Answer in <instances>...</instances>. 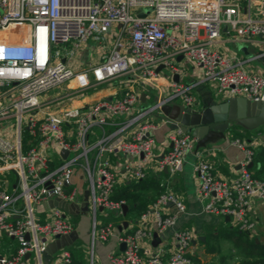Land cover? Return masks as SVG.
Listing matches in <instances>:
<instances>
[{
	"label": "built area",
	"instance_id": "built-area-1",
	"mask_svg": "<svg viewBox=\"0 0 264 264\" xmlns=\"http://www.w3.org/2000/svg\"><path fill=\"white\" fill-rule=\"evenodd\" d=\"M223 25L239 37L257 36L264 53V0H0V249L4 236L15 240L11 252L0 251V264H44L43 251L56 235L70 236L72 218L84 213L91 220L86 264H96L94 241L115 230L98 213H121L125 204L112 197L117 182L141 179L150 166L171 176L191 152L201 210L229 216L238 230H255L252 198L264 203V177L248 170L251 144L230 140L243 157L235 176L221 178L202 150L193 151L192 134L177 126L152 161L155 114L171 100L194 101L190 85L176 81L152 104L140 98L145 85L160 82V66L178 74L173 60L182 56L217 95L264 99V72L214 48ZM91 40L100 53L83 63L79 53ZM113 82L117 96L74 104ZM184 208L165 187L131 229L117 233L124 246L107 253L109 263L194 264L193 230L176 224ZM167 229L174 245L164 258V245L152 240ZM70 261L58 245L47 264Z\"/></svg>",
	"mask_w": 264,
	"mask_h": 264
},
{
	"label": "crops",
	"instance_id": "crops-1",
	"mask_svg": "<svg viewBox=\"0 0 264 264\" xmlns=\"http://www.w3.org/2000/svg\"><path fill=\"white\" fill-rule=\"evenodd\" d=\"M242 5L241 13H245L246 8L244 3ZM213 46L215 49L221 51L224 54H235L245 66L264 72V65L255 58V55L259 52L260 48H262V42L257 36L247 38L239 37L233 33L231 34L225 32V25H223L220 36L213 42ZM99 53V46L96 42L91 40L81 49L79 53V60L83 63L95 61L97 60ZM173 63L178 68L177 80L173 78V74L171 75L167 68L160 66L159 72L162 77L157 86L145 85L144 87V91H146L142 99L144 100V104H152L158 95L162 96L170 92L172 88L171 82L173 81L190 85V94L193 97L194 103H196V105H194L196 108L211 101H220L225 99L215 93L213 83L201 80L200 68L197 65L182 56L175 58ZM120 91L121 89L115 82L108 83L107 85H103L100 89L75 101L74 104L80 105L83 103H89L94 99L104 96H117ZM176 100L180 101L179 98ZM168 104L169 102L164 105ZM171 110H175V107H172ZM153 118L157 122V128L153 129L151 132L154 138L152 161H156V159H159L162 153L166 151L170 145V141L168 139L170 121L164 122V119L168 118L164 112H161L157 115L155 114ZM254 129H250L252 131H250L248 137H242L241 139L250 143L253 148H264V132L262 128L258 131H255ZM224 135L225 136L223 138L214 139L197 150H202L207 155V157L212 160L214 163V172L217 177L231 178L238 173L240 167L239 162L242 159L243 154L237 146L231 144L230 140L232 137L228 130L225 131ZM194 158L195 157L192 152L188 153L181 169L171 176H169L167 171H164L163 169L157 170L153 166L148 167L146 173H156L160 177L164 187L169 188L181 199L185 208L178 214L176 224L177 226H186L193 230L195 241L192 244L191 253H196L200 257L210 259L215 254L205 251L204 241L206 239V235L209 232H216L217 229L226 231L228 227L233 228V225L230 222V219H226L225 216L205 213L201 210V203L196 193L197 178L193 169ZM258 167H260V163L256 164V168ZM259 176H264V174ZM123 181L129 182L130 180L120 179L117 184ZM252 201V215L256 221V228L251 233V235H254L256 240H264V203L255 197L252 198ZM167 210H174V206L172 204L167 205ZM121 213L125 214L126 212L123 213L122 211ZM102 215L103 214H101V217L104 222H111L105 218L106 215ZM123 220L127 221V225L126 227H122L121 230H127L134 226L137 218H123L119 222H111L115 226V230L107 240L100 241L98 243L97 252L95 251L97 258L96 264H110L107 259V253L109 251H119L122 249L121 242L117 240V233L121 231L118 229V225L121 224ZM201 236L204 237L203 240L200 239ZM70 238L71 239H68V241L69 243H72L71 245H73L76 240L74 241V237L72 235ZM12 240V238H9L6 241L12 242ZM72 240L74 242H72ZM158 241L161 242L165 247V253L163 256L166 258L173 249L174 245L172 242V230H165L162 235L159 236ZM86 257L87 248L84 249L83 247L82 256H80L78 259V263L86 264Z\"/></svg>",
	"mask_w": 264,
	"mask_h": 264
},
{
	"label": "trees",
	"instance_id": "trees-1",
	"mask_svg": "<svg viewBox=\"0 0 264 264\" xmlns=\"http://www.w3.org/2000/svg\"><path fill=\"white\" fill-rule=\"evenodd\" d=\"M263 126L264 124L256 127L254 130L258 131L263 128ZM227 130L230 132L232 138L238 137L240 139L242 137H248L250 131H252L237 123L231 124ZM257 163H260V167L258 168H256ZM248 170L253 176L260 178L264 177L259 176L264 174L263 147L253 148L251 165L248 166ZM164 189L165 187L156 173H146L143 178L138 180H130L129 182L123 181L115 185L112 197L114 199H123L128 209L125 214L113 211H109L107 213L111 214V218L114 222H119L123 218H138L139 214L147 207V205L152 202ZM220 230L222 229H218V232H220ZM223 232L231 239L230 241L233 243V248H235L239 253V258L232 260V254H229L228 256L220 252V246L214 241L217 233L209 232L204 241L205 251L215 255L210 259H207L200 257L196 253H191L190 256L193 259L194 264H264V240H256L254 235H251L243 230H238L235 226H233V228L228 227L226 231ZM9 238L11 237H3V245L0 249L1 252H11L13 250L15 240L12 238L14 242L13 240L12 242H7L6 240ZM71 244L68 242L67 246H65L71 255V261L66 264H79L78 259L82 256V250H78L77 248V250H75V248H73L74 246ZM217 256L218 258L216 261L212 262Z\"/></svg>",
	"mask_w": 264,
	"mask_h": 264
},
{
	"label": "water",
	"instance_id": "water-1",
	"mask_svg": "<svg viewBox=\"0 0 264 264\" xmlns=\"http://www.w3.org/2000/svg\"><path fill=\"white\" fill-rule=\"evenodd\" d=\"M255 58L264 65V53L256 54ZM177 77L178 74H173L175 80H177ZM143 96L144 93L141 94L140 98L143 99ZM194 105L196 103L188 105L178 100H171L168 105L162 106V111L170 119V128L179 126L183 131L190 132L196 139L194 151L214 139L223 138L225 131L233 123L240 124L247 129H254L264 124V99L250 100L245 96L237 95L229 96L220 101H211L197 108ZM172 107H175V110H171ZM63 153L66 154V150H63ZM250 165L251 162L248 166ZM163 170L167 171L166 168H163ZM58 201V198H56V204L65 206L64 202ZM121 207L123 213H125L127 205L123 204ZM225 218L229 219V216L226 215ZM126 225L127 221L123 220L118 225V229L121 230ZM72 235H74V232ZM56 238L58 239L59 236L56 235ZM200 239L203 240L204 237L201 236ZM157 241L158 238L154 235L153 244ZM57 246L56 241L51 242L48 248L43 251L44 264H47L51 253L56 250ZM123 246L124 243L121 242V247L123 248Z\"/></svg>",
	"mask_w": 264,
	"mask_h": 264
},
{
	"label": "rangeland",
	"instance_id": "rangeland-1",
	"mask_svg": "<svg viewBox=\"0 0 264 264\" xmlns=\"http://www.w3.org/2000/svg\"><path fill=\"white\" fill-rule=\"evenodd\" d=\"M54 91L55 90H52L51 93ZM101 214H103L102 216L106 215L105 218L107 220L111 221L112 223L114 222V220L111 218V214L107 213V211H105L104 213H98V218H100V219L102 218ZM73 221H74V225L76 227V229L74 231V235L71 234L74 237L73 238L74 241L76 240L75 242L72 240V242H74L73 248H75V250H77V249L82 250L83 247H84V249L88 248L90 245L89 233H90V229H91V220H90L88 213H86V214L84 213V214H81L78 216H74ZM217 232H218V229L214 233H217ZM70 236L62 237V238L58 239V241H57L58 245L67 246V243L69 242L68 239H71ZM230 240L231 239L228 238V235L224 234V232L222 230H220V232H218L217 236L214 238L215 243L220 246V252H222L228 256H229V254L230 255L232 254L231 259L236 260L239 258V253L235 248H233V243ZM99 242L100 241L98 239H96L94 241V249L96 252H97V245ZM217 258H218V256L215 257L212 262H215Z\"/></svg>",
	"mask_w": 264,
	"mask_h": 264
}]
</instances>
